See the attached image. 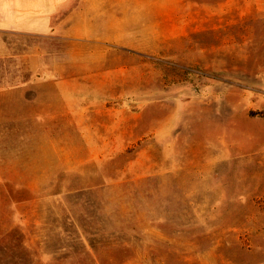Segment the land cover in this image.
<instances>
[{
	"label": "rangeland",
	"instance_id": "1",
	"mask_svg": "<svg viewBox=\"0 0 264 264\" xmlns=\"http://www.w3.org/2000/svg\"><path fill=\"white\" fill-rule=\"evenodd\" d=\"M116 3L123 42L101 46L138 114L38 125V161L0 173V264H264V0ZM98 60L77 71L101 82Z\"/></svg>",
	"mask_w": 264,
	"mask_h": 264
},
{
	"label": "crops",
	"instance_id": "2",
	"mask_svg": "<svg viewBox=\"0 0 264 264\" xmlns=\"http://www.w3.org/2000/svg\"><path fill=\"white\" fill-rule=\"evenodd\" d=\"M116 2L0 0V173L10 171L12 164L26 167L28 147L35 149L38 161V125L53 124L49 132L52 139L69 138L75 125H82L86 139V125L101 124L105 132L114 133L130 118L124 122L116 112L126 114L128 109L132 116L138 114L133 111L138 103L132 97L122 101V81L111 76L120 70L106 66L107 49L101 46L123 42L117 30H111L123 19L124 10ZM107 10L114 13L107 25L110 30L100 32L96 28L104 23L101 19ZM49 43L60 47H50ZM98 59L105 61L102 75L106 76L101 82L88 79L100 76L94 71L98 68L87 72L85 65L77 71L76 65L86 60L98 63ZM92 87L103 89L100 99L86 90ZM151 104H142L148 114ZM147 128L152 134H161V139L170 132V127L156 128L153 121Z\"/></svg>",
	"mask_w": 264,
	"mask_h": 264
}]
</instances>
